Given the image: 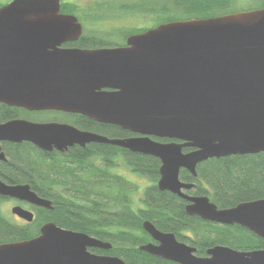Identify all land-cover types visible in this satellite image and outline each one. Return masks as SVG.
I'll return each instance as SVG.
<instances>
[{
	"label": "water",
	"instance_id": "95a60500",
	"mask_svg": "<svg viewBox=\"0 0 264 264\" xmlns=\"http://www.w3.org/2000/svg\"><path fill=\"white\" fill-rule=\"evenodd\" d=\"M83 31L78 17L62 12L61 0L2 6L0 102L80 114L138 137L111 139L67 123L12 120L0 125V141L29 142L45 152L102 143L158 158L159 189L190 202L188 215L264 239V199L220 209L208 196L187 194L195 184L180 177L182 169L197 177V166L211 159L264 152V8L161 24L131 35L123 47L61 48ZM0 196L53 209L30 185L0 180ZM12 213L28 223L35 219L21 206ZM143 227L158 244L140 249L177 264H264V249L216 245L200 257L174 233L149 221ZM112 247L48 222L33 239L0 244V264H126L90 251Z\"/></svg>",
	"mask_w": 264,
	"mask_h": 264
},
{
	"label": "trees",
	"instance_id": "16d2710c",
	"mask_svg": "<svg viewBox=\"0 0 264 264\" xmlns=\"http://www.w3.org/2000/svg\"><path fill=\"white\" fill-rule=\"evenodd\" d=\"M94 2L95 5L81 9L74 2L61 0L62 12L74 13L80 20L78 13L83 12L82 16L91 19L92 23L108 19L118 12L140 16L150 24L111 32L83 23L86 31L76 42L79 47L99 49L126 46V40L131 35L144 33L161 24L232 14L234 12H230V9L237 0ZM2 6L0 4V8ZM263 6L264 3L256 7L250 5L242 12ZM13 114H5V118H11ZM47 114L41 113V116ZM63 116L79 128L109 138L125 139L132 135L120 127L99 123L82 115L55 113L53 117ZM190 150L185 148L184 152ZM6 151L10 159L1 167L2 176L10 183H29L39 196L52 201L53 209L34 207L35 219L25 225L13 223L0 214V244L33 239L40 235L45 223L53 222L113 246L109 251L90 249L93 253L117 256L126 264H177L140 249L152 240L143 227L149 221L158 230L174 233L179 241L195 247L200 257H206L207 251L216 245L246 252L264 249V239L244 227L220 225L188 215L187 201L159 189L161 161L158 158L102 143H90L85 147L76 145L69 149V155L65 157L58 152L46 153L29 143L10 144ZM120 160L131 172L150 181L142 190L140 203L136 207L134 195L140 192L139 186L117 173ZM197 174L195 177L187 170H181V180L195 184L187 193L208 196L220 209L264 199V152L211 159L197 166ZM7 199L0 196V202Z\"/></svg>",
	"mask_w": 264,
	"mask_h": 264
},
{
	"label": "rangeland",
	"instance_id": "374dc122",
	"mask_svg": "<svg viewBox=\"0 0 264 264\" xmlns=\"http://www.w3.org/2000/svg\"><path fill=\"white\" fill-rule=\"evenodd\" d=\"M11 1L12 0H0V4L6 5V4L10 3ZM64 1L74 2L75 4L79 5L81 7V9H85L87 7L95 5L94 1H96V0H64ZM263 3H264V0H237L236 5L230 9V12H234V13L242 12V10L248 8L250 5L256 7L259 5L262 6ZM257 9H262V8H257ZM254 10H256V9H254ZM82 14H83V12L78 13V16L81 18L82 21L79 18L78 19L80 20V22L82 24L84 23V24L91 25V26H98L97 29H99V30H105V31L109 30L111 32L121 30V29H127V28H129V29L140 28V27L148 26L150 24L149 21H145L140 16L124 15V14L118 13V12L113 13L112 16L108 19H104L100 22H96V23L93 22L92 23L91 19L88 20L87 18L83 17ZM93 21H95V20H93ZM118 38H120V37H118ZM51 116H52V114L44 115V116H41V118L48 119ZM64 119H66V118H64ZM117 173L126 176L129 180L138 184L140 192H138L137 194L134 195L135 207H136V205L138 206V204L140 203L139 202L140 196L143 192L142 190L146 186L149 185L150 181L147 178H145V177H143L137 173L131 172V170L126 166V164H124L122 167H120L117 170ZM17 203H18L17 201H3V202L1 201L0 202V214L5 216L6 218H8L13 223L25 225L26 223H24L20 218L16 217L12 213V209L14 207H16L17 205L21 204V203H19V204H17ZM22 204L26 208L30 209V206L28 204H26V203H22Z\"/></svg>",
	"mask_w": 264,
	"mask_h": 264
},
{
	"label": "flooded vegetation",
	"instance_id": "af4514ba",
	"mask_svg": "<svg viewBox=\"0 0 264 264\" xmlns=\"http://www.w3.org/2000/svg\"><path fill=\"white\" fill-rule=\"evenodd\" d=\"M261 8H264L261 7ZM85 26H84V31L81 35V37L84 36L85 34ZM77 42V41H76ZM76 42H70V43H66V44H63L61 46L62 49H95V48H83V47H79ZM124 45H120V46H115V47H123ZM115 47H112V48H115ZM14 113V114H13ZM28 113L27 116H25V114ZM41 113H49L47 115H50L52 114V116L48 119H44V118H41ZM70 114V115H80V114H71V113H65V112H59V111H29L25 108H22V107H16V106H10L8 104H5L3 102H0V125L1 124H5L7 122H10L12 120H28V121H31V122H36V123H51V122H57V123H67V124H71L77 128H79L78 126L74 125L72 122L68 121L67 119H64L65 116L61 117V118H54V114ZM5 114H7V116H10L13 114V116L11 118H5ZM4 116V117H3ZM83 116V115H82ZM5 119H3V118ZM110 125V124H108ZM118 127V126H117ZM80 130H83V131H89V130H85V129H82V128H79ZM89 132H93V133H97V132H94V131H89ZM129 132V131H128ZM131 133V132H130ZM97 134H100V135H103L101 133H97ZM132 135L128 136L127 138H133V137H138L137 134H133L131 133ZM106 136V135H104ZM107 137V136H106ZM111 139H121V138H111ZM155 140H158V141H161V142H171L170 140H167V141H163L164 139H156ZM24 143H29V142H23V143H12V142H9V141H0V148H1V152L5 154V160H1L0 161V180L7 184V185H30L29 183L25 182V183H21V182H16V183H10L9 181H7L2 175L1 173V167H3L4 164H7L9 162V155L6 151V148L9 147L10 144H18V145H22ZM29 144H32V143H29ZM111 145V144H109ZM115 146V145H114ZM36 147V146H35ZM119 147V146H118ZM38 148V147H37ZM73 148V147H71ZM69 148V149H71ZM39 149V148H38ZM69 149L65 152H59L57 150H54L53 152H46V153H54V152H58L60 153L61 156L65 157L67 155H69ZM191 150H193L192 148H190ZM41 150V149H40ZM190 150V151H191ZM184 151V150H183ZM189 151V152H190ZM45 152V151H44ZM118 165H119V168L122 167L124 165V161L123 160H120L118 161ZM117 168L116 171L119 169ZM31 186V185H30ZM32 188V187H31ZM33 190V189H32ZM190 191V190H189ZM186 193L188 191H185ZM188 194V193H187ZM191 195V194H189ZM191 196H195V195H191ZM6 198V197H5ZM46 199V198H45ZM4 201H17L21 204L17 205V206H21L23 207L24 209L26 210H31L34 214H35V211L33 210L34 207L36 206H32L30 204H28L30 206V209L29 208H26L22 203H25V202H22V201H18L16 199H11V198H8L7 200H4ZM27 204V203H26ZM190 204V202L187 201V205ZM186 205V206H187ZM16 216V215H15ZM18 217V216H16ZM19 218V217H18ZM21 219V218H20ZM22 220V219H21ZM24 223H28L26 222L25 220H22ZM151 241H149L148 243H154V244H158L155 240H153V238L151 237ZM147 243V244H148ZM91 251V250H90Z\"/></svg>",
	"mask_w": 264,
	"mask_h": 264
}]
</instances>
